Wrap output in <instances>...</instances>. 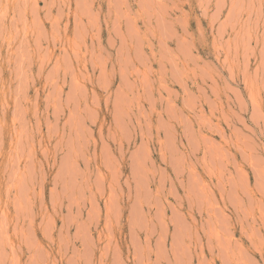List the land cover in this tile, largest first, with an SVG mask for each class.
Instances as JSON below:
<instances>
[{
    "label": "rangeland",
    "instance_id": "obj_1",
    "mask_svg": "<svg viewBox=\"0 0 264 264\" xmlns=\"http://www.w3.org/2000/svg\"><path fill=\"white\" fill-rule=\"evenodd\" d=\"M0 264H264V0H0Z\"/></svg>",
    "mask_w": 264,
    "mask_h": 264
}]
</instances>
